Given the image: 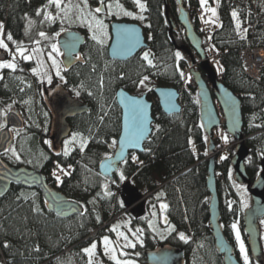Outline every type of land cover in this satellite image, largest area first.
Masks as SVG:
<instances>
[{
    "label": "trees",
    "instance_id": "obj_1",
    "mask_svg": "<svg viewBox=\"0 0 264 264\" xmlns=\"http://www.w3.org/2000/svg\"><path fill=\"white\" fill-rule=\"evenodd\" d=\"M145 1L147 11L146 24L143 28L148 36L147 48L128 60L120 61L110 58L108 48L102 50L93 46L91 38L87 37L82 50L84 62L77 63L71 69H64L62 72L64 77L62 85L74 96H77L78 91L80 94L77 97L90 105L88 112L70 119L73 131L85 135L89 140L84 151L81 152L80 148H76L69 152L68 156H64L62 150L55 153L51 150V146L47 145L50 154L46 156L47 159H41V166H32L19 161L9 152L4 155L12 165H27L45 173L51 185L67 196L82 202L87 209L86 213L60 218L45 208L41 193L37 189L12 186L0 199V264H44L65 249L80 242L84 245L97 237L104 232L103 228L99 229V225L108 220L112 210L115 212L125 210V207L120 205L122 201L120 197L123 193L122 182L125 180L135 186L142 195H148V200L151 199V202L156 201L157 192L165 193L162 199L169 205V214L176 231L166 240L158 238L153 240L156 235L146 226L145 245L148 249L161 242H169L183 246L187 255L191 253V249L195 252V247H199L203 257L204 253L207 254L204 244H210L217 263L223 264L222 258L215 249L214 239L208 226L209 193L206 188L208 139L200 122L197 87L191 85L188 79L180 77V72L185 74V68L189 65L188 54L180 60L175 57V53L179 50L172 43L169 34L164 0ZM184 1L188 8L201 5L200 0ZM216 1L219 24H222V27L212 25L209 34L204 37V46L207 51L212 49V45H215L216 50L223 51L221 57L223 70L220 79L241 97L246 143L250 148L246 166L252 180H255L262 169L261 163L264 159V64L260 77L252 78L245 73L239 52L248 45L264 47V0H257L256 15L252 12L251 0H207V4L213 5ZM122 2L128 8L134 7V0H122ZM168 2L169 13L177 17L176 0H168ZM46 4L47 0H0V20L5 24V35L10 33L17 42L29 40L31 37L28 34L27 18L30 14L36 15L37 10ZM233 10L238 13L244 24H249L244 39L236 33V21L231 15ZM192 16L196 28L200 30L198 15L192 13ZM53 31L60 32V26L58 24L53 26ZM145 51L151 53L149 58L153 60L155 67L141 59ZM20 75L26 76L25 72H21ZM143 75L157 80L159 85L178 89L182 93L183 112L165 114L159 106L153 88L147 92L148 98L157 102L153 106L154 131L145 142V151L139 154V159L143 163L142 165L135 163L132 160L135 154L132 153L126 159L127 163H123L120 168L126 179L120 181L115 173L117 183L112 190L115 195L107 197L102 188L106 181L99 172V164L112 152L113 147L109 145L121 132V108L116 101V91L120 87L130 92L136 90L138 86L133 81L138 82ZM101 79H103V88L100 87ZM9 84L4 87L0 81L1 95L10 97L13 92H19L18 78ZM55 84H57L56 79H53L52 86L48 89H45L44 85L41 88L40 83L35 84V90L37 89V93L42 95L38 98L41 116L38 113L40 110L38 112L32 110L33 118H29L23 130L28 135L31 149L35 151L49 135L51 115L45 99ZM44 91H46L45 96ZM21 95L27 96L26 98L30 95L34 96V88L31 87L30 92ZM31 106L34 104L32 103ZM19 108L24 109V105L20 104ZM105 112L107 115H104ZM102 116L103 121L100 119ZM39 125L46 130L44 134ZM156 125H159V129ZM227 137L232 146L226 159L218 164V167L224 169L227 177L226 182L218 180L221 222L228 240L236 247V253L240 256L231 225L239 218L243 228V214L239 206V196L233 189L232 179L229 176L235 141L228 134ZM221 147L222 144L219 142V148ZM56 163L72 166L70 175L61 176L62 183H58L52 175L51 168ZM228 190H231L230 196L235 201L231 210L224 202L225 197H228ZM21 192L28 197L27 200L23 197L17 199ZM33 193L35 196L32 195ZM93 200L95 202L90 203ZM35 206L41 209L40 213L33 211ZM179 232L191 236L187 243L179 239ZM262 235L264 236V228ZM5 241L10 245L7 248L4 247ZM37 246L39 251H35ZM144 252L141 253L140 259L146 261ZM201 256L199 258H202ZM199 260L201 263L205 261Z\"/></svg>",
    "mask_w": 264,
    "mask_h": 264
},
{
    "label": "water",
    "instance_id": "obj_2",
    "mask_svg": "<svg viewBox=\"0 0 264 264\" xmlns=\"http://www.w3.org/2000/svg\"><path fill=\"white\" fill-rule=\"evenodd\" d=\"M100 2V0H98ZM107 0H105L106 2ZM178 4L177 18L169 13L168 0H164L165 15L169 26V34L172 43L178 50L190 53V46L203 59L201 63L202 71L194 67V60L191 61V74L197 86V95L200 104V122L208 139V174L206 177V188L209 193L208 201V226L214 239V245L218 255L222 258L223 264H243L238 257L234 245L228 240L221 222V199L218 188L217 177V158L218 144L214 139V130L224 125L227 133L235 141L234 155L231 158V168L233 169V180L238 184L246 185L250 192V206L244 210L242 223L243 231L246 236L248 252L257 264H264V246L262 243V225L264 219V159L261 163V171L255 180H252L246 166V159L250 154V148L246 143L244 131V112L242 100L239 94L232 90L217 75L216 70L207 59V53L203 45L202 36L196 31L189 8L184 0H176ZM178 26L185 30L189 44H178L173 32L177 31ZM135 29L139 36L140 44L126 54L114 52L117 46V29ZM112 39L108 53L110 58L120 61L134 57L143 48L148 47L147 36L142 25L136 22L114 20L111 23ZM75 39V49L69 55L64 45L67 41ZM57 44L61 49V61L66 70L74 65L84 62L81 53L82 47L86 44V36L78 30L66 29L57 36ZM79 55L80 59H76ZM2 58L3 55L0 54ZM121 93L124 96L136 97L142 105L146 106L148 120L150 121V134L147 139L141 142L139 148L127 147L124 156L127 159L131 152L142 153L145 151V142L153 132V102L148 99L146 94H133L127 89L120 87L116 91V101L121 108V132L117 140L123 134L124 117L126 108L122 102ZM154 93L158 99L162 111L167 115L180 114L183 111L181 103V93L175 87L158 85L154 88ZM220 105L218 109L217 103ZM51 115L49 141L51 150L58 153L63 148V142L68 138L73 130L70 122L71 118L90 110V105L74 96L62 84L54 87L51 94L45 99ZM224 118V121L222 120ZM4 127L0 128V199L3 198L12 186L18 185L26 188H36L40 191L45 208L60 218H69L74 215H84L85 206L77 199L67 196L60 189L48 183L45 173L28 167L27 165H12L5 158V149L11 148L14 143L15 131L26 128L27 122L18 107L11 108L4 117ZM119 151V144L113 148L109 155L116 160L119 167L123 162L117 160L116 153ZM107 161L105 158L99 164V172L115 179V171L110 170L105 173L101 167ZM27 181V182H26ZM34 181V182H33ZM110 183V189H111ZM124 206L127 210L137 216L142 217L146 213L145 197L139 190L130 183L124 184ZM53 197L66 202L63 209H58L53 202ZM75 209V211L73 210ZM83 213V214H81ZM147 264H186L187 257L185 248L169 242L161 243L145 251Z\"/></svg>",
    "mask_w": 264,
    "mask_h": 264
},
{
    "label": "rangeland",
    "instance_id": "obj_3",
    "mask_svg": "<svg viewBox=\"0 0 264 264\" xmlns=\"http://www.w3.org/2000/svg\"><path fill=\"white\" fill-rule=\"evenodd\" d=\"M108 2H106V3H108ZM111 2L113 3V14L112 15H108L107 11H102L101 13H94V9L96 7H99V3L96 2L95 0H87V8H84L83 0H62L61 7L63 8V7H65V5H68V6H70V9H71L69 11L68 18L64 19L63 22H61L60 19H57L54 23L44 21L43 14H41L40 16H37V15L32 16L31 14L29 15V17L27 18V27H28V34H30L31 38H29V40L19 41L18 43H20L23 47L28 49L29 52L34 47H38L39 49H41V51L39 53H33L32 54L33 58L31 60H27V61H25V60L21 59L19 56H17V58H16L17 68L15 71H13L11 69H6V68L0 69V76L3 77L2 79H0V81H2V84L4 87L7 85H10L9 83L16 80V78H18V85L20 84L19 92L18 91L13 92V94H11L10 97L9 96L6 97V96H3L0 94V124H4L5 115L2 113H4L5 111L8 112L9 106H11L10 107V109H11L13 107H19L20 104H23L24 109H20V111L22 112L26 121L28 122L29 118H33L32 110H37V112L40 110L38 98L40 96H42L39 93H37V91H36L37 89L35 90V84L36 83H38V84L40 83V85L42 84L41 88H43V85H44L45 89H48L52 86L51 84L53 82V79H56V83H57V84H55L56 86L59 84H63L64 77L62 76V74H63L62 72H63L64 68H63V64H62L61 59H60L62 52H61V49L59 48V46L57 44V35H56L59 32H54L53 26H56V24H58V26H60V31L65 30V29L78 30V31H81L82 33H84L87 37L91 38L92 32L89 31V28L87 26L88 22L91 20V17H87V13L93 12V14L96 15L98 19H101L103 21V23L105 25H107V38H105L104 44L100 45L96 41L92 40V38H91L93 46H96L102 50H106L108 48L110 41H111V38H112L111 29H110V22L112 20H114V19L134 20L135 22L141 24L142 26H144L146 24L145 19L140 20V19L134 18L135 16H138L141 14L139 8L137 7V5L135 3H134L133 8H128L122 2V0H111ZM117 2L123 6L124 10L130 11L134 15L133 16L123 15V13L120 12L115 7ZM141 2L146 4L145 0H141ZM77 6H79V8L84 9L86 19L83 22L81 21V19L78 18L80 16V12H79ZM205 6H206V8H215L216 9L217 16H218V23H219L220 19H219L217 1L213 5L207 4ZM146 7H147V4H146ZM43 8L40 7V9H43ZM46 10L51 12L53 15H56V13H57L55 6H48V8ZM209 14H210L209 17H211V12H209ZM143 15H144V17L146 16L145 12L143 13ZM61 16H63V13H61ZM211 19L216 20L217 17H211ZM238 19L241 23V29H245V28L247 29L249 24H244L242 19L239 17V15H238ZM29 20L34 21V23L30 27H29V23H28ZM0 24H3V26H4L2 29V33H0V35H2V38L8 44L9 50L15 51L17 45L14 44L12 41L7 40V36L5 35V24L1 20H0ZM41 31L47 33V35L49 37H51L52 39L45 40V39L41 38L38 35V33ZM173 35H174L176 41L178 42V44H186L184 31H182V29L179 26H178L177 31L173 32ZM245 36H246V33H245ZM35 40H40V44L39 45L34 44L33 41H35ZM51 43H56L57 47L60 50L59 54L53 53V56L55 57L57 64L59 66V72H60L59 76L56 74V72H57L56 67H53L51 64V61L48 59V53L51 52V47H50ZM179 52L181 54V57H184L186 55L185 51L180 50ZM0 54L3 55L2 58L0 57V61L12 59L11 55L9 54V51H5L4 49H0ZM37 58H39V60L42 62L41 64L37 63ZM188 59H190V58H188ZM33 68L38 69V74L32 72ZM21 72H25L28 79L26 76L25 77L21 76L20 75ZM48 77H51V83L48 82ZM61 77H63V79H61ZM55 85L53 87H55ZM146 85H147L146 87L145 86H138V88L136 90L132 91V93H134V94L147 93L149 91V89H151L154 86H157L159 84H158L157 80L149 77V80L146 81ZM31 87L34 88V96L30 95L28 98H26L27 96L25 97L24 95H21L24 92H30ZM29 94H31V93H29ZM45 94H46V91H44V96H45ZM153 102H154V104H156L157 101L153 99ZM32 103L34 104V106H31ZM42 111H43V109H42ZM38 113L41 116V110ZM42 114H44V113L42 112ZM40 128L44 134L46 132V130L43 129L44 127H42V126H40ZM218 132H219V129H216L214 131V139L216 140V142H221V144H222V147L220 149V152L218 153V158H217V164H221L223 161L221 159V157L222 156L227 157L229 155V149L232 146V143L229 141V139H227V141L222 139V135H227L225 132L222 134H220ZM74 133L79 134V135L77 136L76 142L69 145V148L71 149L70 152L76 148H80L79 144H80V141L82 139L88 140V138L85 135H83L77 131H72V134L66 140H69ZM218 139H219V141H218ZM88 143H89V140H88ZM88 143H87V145H88ZM47 145L48 146L50 145L48 137H46V139L41 142L40 147H38L36 149V151L32 150L30 147V144H29L28 135L24 131H18L15 134V143H14L12 149H14L15 152L17 153V155H19V157H20L19 161H22V162L24 161L26 163H29L28 161H31V163H29L30 165L41 166V159H44V157H46L48 154H50V152L47 148ZM62 152H64V144H63ZM9 153L12 155L11 152H9ZM216 172H217L218 179L222 180L223 182H226L227 177H226V172L224 171V169L222 167L217 166ZM229 176L232 179L233 189L235 190V192L239 196V200H240L239 206H240L242 214H243L244 210L247 207H249L250 203H251L250 192L247 189V187L245 185H243L244 189H245L244 199L246 200V203H247V207H244L243 203L241 201V195L238 192L237 188L234 186V185H242V184H238L237 182H235L233 180V178H232L233 169H231V171L229 172ZM106 182L109 183V181H106ZM122 183H124V182H122ZM109 186H110V183H109ZM112 186L115 188L116 184H114ZM114 188H113V190H114ZM158 193L159 192L156 193L155 199H156V196ZM227 193H228V197L226 196L224 199L225 204H227L228 201H234V198L232 196H230L231 190L230 191L228 190ZM207 199L209 200V196L207 197ZM161 200L164 203H166L162 198H161ZM151 201H152L151 199L150 200L147 199L148 203H147L146 213L143 216V219L139 220L138 223H137V220H135L134 217L129 212L124 211V210H122L120 212H115L112 210L110 215H109L108 220L99 225V229L103 228L104 232L100 233L94 239L84 243V245H81V242H80L79 244H76L75 246H73L71 248L65 249L62 253L53 257L49 262H46L44 264H87L88 256H87V254H85L82 251V249L89 247L93 241L97 242V249L95 250V254L93 257L94 264H96L97 261L99 262V264H115V262L112 261L111 259H109V256L105 255V253H104V246L102 243V237L108 236L110 238V240L113 241V246H116L117 241H119V244L122 245L124 243L123 239L118 237L115 232L110 231L111 227L113 225H117V224L120 225L119 231L125 232V234L129 236V239H133V240H134V237L132 236V232H130L129 229H131L133 232L137 228L143 229V234H142L143 244L138 243L135 248H127V249L117 247L118 258L132 259L136 262V264H147L146 261H143L140 259V255L143 251L148 249L147 246L145 245V242L147 240L145 227L148 226V221L154 219V226L160 230H163L164 228L167 227V225L164 224L162 216H167L168 222L171 225H174V223L172 221V217L168 212V208L162 214L159 210L160 201H158L157 199L154 202H151ZM153 204L157 205V207L155 209V211H157V217L156 218H153L151 216V212L154 210L152 208ZM239 220L240 219L238 218L234 223L239 225L241 238L245 244V247L248 249L247 242H246L245 236L243 234V228H242ZM129 221H130V223H129ZM262 221H264V220H262ZM261 225H262V228H264V223L261 222ZM152 232H153V230H152ZM154 234L156 235V237L152 238L153 240H156L157 238L160 240H166L167 237L169 236V235H166L165 238L161 239L160 236L157 235V233L154 232ZM190 238H191V236H189V239ZM262 238H263L262 243L264 246V236ZM237 246H238V244H237ZM204 248H206L205 251L207 252V254L204 253L203 257L201 256L203 254H201V249L199 247H197V248L195 247V250H196L195 252H193L191 249V253H189L187 255V263L188 264H218L217 258L214 254V250H213L212 246L210 244H208V245L204 244ZM238 248H239V246H238ZM121 251L126 252L128 255L127 256H120ZM137 253L139 255H137ZM200 256L202 258H199ZM249 256H250L251 264H256V262H254L252 260V257L250 254H249ZM199 259H201V260L204 259L205 260L204 263H201Z\"/></svg>",
    "mask_w": 264,
    "mask_h": 264
},
{
    "label": "snow or ice",
    "instance_id": "obj_4",
    "mask_svg": "<svg viewBox=\"0 0 264 264\" xmlns=\"http://www.w3.org/2000/svg\"><path fill=\"white\" fill-rule=\"evenodd\" d=\"M134 3L137 5V7L139 8L140 13H141L140 15L135 16L134 18L144 20L145 17L143 15V13L147 11L146 4L142 3L141 0H134ZM83 4H84V8H87V0H83ZM200 4H201V7L203 8L207 4V0H200ZM61 5H62V0H47V5H45L43 9H38L36 15L40 16L41 14H43L44 21H47L50 23H54L57 19H60L61 22H63L64 19L68 18V14H69V11L71 9H70V6H68V5H65V7H63V8L61 7ZM100 5H101L100 7H96L94 9V13H101L102 11H107L108 15L113 14V3L111 2V0H109L108 3H105V0H100ZM48 6H55V8L57 10L56 15H53L51 12L46 10L48 8ZM115 7L120 12H122L123 15H125V16H133L134 15L132 12L124 10L123 6L120 5L118 2L116 3ZM77 8L80 12V16L78 18L81 19V21L83 22L86 19L84 9L79 8V6H77ZM205 11L211 12V17H217L216 20H213V19H211V17H209V19H204V17L201 16V19L203 20V22L205 24L212 23L218 27H222V24L218 23V16H217V11L215 8H205ZM61 13H63V16H61ZM231 15H232L233 19L236 21L235 30H236L237 35L241 39L246 38L245 33L247 32V29L246 28L241 29V23L238 19V13L235 10H233ZM87 17H91V20L88 22L87 26L89 28V31L92 32V37H91L92 40L96 41L100 45H103L105 38H107V25H105L101 19H98L97 16L93 14V12H88ZM28 23H29V27H30L34 23V21L29 20ZM3 27H4L3 24H0V33H2ZM26 32H27V29H26ZM38 35L45 40L52 39L51 37H49L47 35V33L43 32V31L39 32ZM56 35H59V33H57ZM117 36H118L117 46L114 49V52L126 54L128 52H131L132 49H134L135 47H137L140 44V39H139V36L136 34L135 29L118 28L117 29ZM149 39H151V37H149ZM209 39H211V36H209ZM7 40L12 41L17 46H16L15 51L9 50L8 44L2 38V35H0V49H4L5 51H9V54L12 57L11 60L0 61V69L6 68V69H11V70L15 71L17 68V63H16L17 56H19L21 59L27 61V60H31L33 58V55H32L33 53H39L41 51V49H39L38 47H34L29 52V50L26 49L25 47H23L20 43L14 41L13 37L10 33L7 35ZM33 43L36 45H39L40 40H35V41H33ZM75 44H76L75 39H71L65 43L64 47L67 50L69 55H71L73 50L75 49ZM50 47H51V52L48 53V59L51 61L52 66L56 67V69H57L56 74L59 76V74H60L59 66L57 64L55 57L53 56V53L59 54L60 50L57 47L56 43H51ZM211 47L213 50H215V45H212ZM150 55H151V53L149 51H145L142 54L141 59L144 61H147V63L150 66L155 67V65L153 64V60L149 58ZM175 57L177 60L182 59L180 52H176ZM76 59H80L79 55L76 56ZM37 63L38 64L42 63L39 60V58H37ZM222 70H223L222 66H220L218 68V71H222ZM32 72L38 74V69L33 68ZM180 77H181V79H190V76L185 77V74L182 71L180 72ZM2 78L3 77L0 76V79H2ZM121 78H123V76ZM61 79H63V77H61ZM148 80H149V76L143 75L142 78H140L138 82L133 81V83L137 84V86H145L146 87L147 86L146 81H148ZM48 82L51 83V77H48ZM100 87L103 88V79H101V81H100ZM149 90H151V89H149ZM79 94L80 93L77 91L76 95L79 96ZM89 94L91 95V93H89ZM120 95L122 97V102L124 103L125 108H126L125 117H124L123 134L120 136L119 140L113 139L109 146L110 147H116V145L119 144V151L116 153V158H117V160H119L123 163H127V160L124 156L125 149L127 147L139 148L141 146V142L143 140L147 139V137L149 136L151 129L149 127L150 121L148 120V117H147L146 106L142 105L141 102L136 97L124 96L123 93H121ZM10 107L11 106H9V110H10ZM2 114L6 115L7 112L5 111ZM104 115H107V113L105 112ZM100 119H101V121H103V116ZM4 126H5L4 124H0V128H3ZM156 128L159 129V125H156ZM78 135L79 134L74 133L69 140H65L64 152H63L64 156L69 155V152L71 150L69 148V145L76 142ZM222 139L227 141V139H228L227 135H222ZM189 142L191 143V141H189ZM87 143H88L87 139H82L80 141L79 147H80L81 152L84 151ZM5 152H11L13 157H15L17 160L20 159L19 155H17L15 150L12 148L5 149ZM44 159H47V157H44ZM136 159H137V157L135 155H133L132 160L135 161ZM221 159L222 160L226 159V157L222 156ZM105 160L107 162L103 163L101 165V167L105 170V173H107L110 170H114L117 173L119 180L124 181L126 179L125 174H124L123 170H121L120 167L118 166V164L116 163V160H113V158L111 156H108V155L105 156ZM28 162L31 163V161H28ZM57 167L62 174L70 175L69 172H67L65 169L61 168L59 165H57ZM52 175L55 177V179L58 183H62L60 175H57L56 172H53ZM105 181H109L111 184L117 183V181L115 179H113L112 177L107 176V175H105ZM234 186L237 188L238 192L241 195V201L243 203V206L247 207L246 200L244 199V193H245L244 186L243 185H234ZM102 188L104 189V195L105 196L111 197V196L115 195V193H113L111 191L108 182H105L102 185ZM2 194L3 193L0 192V195H2ZM32 195L35 196V193H33ZM97 195L99 196L100 193H98ZM164 196H165V193L163 191L159 192L156 196V199L158 201H160L159 210L162 214L169 207L167 203H164L161 200V198ZM21 197H23L26 200L28 199V197L23 192L20 193V195L17 197V199H20ZM53 202L56 204L57 208L61 209V210L63 209V207L66 203L64 201H61L57 197H53ZM94 202H95L94 200L90 201V203H94ZM234 203H235V201H228L227 202V206L230 210H231L232 205ZM120 205H121V207L124 206L123 201L120 202ZM156 207H157V205H155V204L152 205V208L154 210L151 212V216L153 218L157 217V211H155ZM73 210L75 211V209H73ZM33 211L40 213L41 209L38 206H35L33 208ZM81 214H83V213H81ZM162 219H163L164 224L167 225V227L164 228L163 230H160L154 226V219L148 221L149 228H151L153 230V232L157 233V235H159L161 239L165 238L166 235H170L172 232L176 231L175 226L171 225L168 222L167 216H162ZM97 221L99 222L98 216H97ZM129 223H130V221H129ZM262 223H264V221H262ZM119 228H120L119 224L113 225L111 227L110 231L115 232L118 237L123 239L124 243L122 245H120L119 241H117L116 246H113V241L110 240V238L108 236H104V237H102V243L104 246V253H105V255H108L109 259L114 261L115 264H136V262L132 259L118 258L117 247L127 249V248H135L138 243L143 244V240H142L143 229L137 228V229H135L134 232L131 229H129V231L132 232V236L134 237V240H133V239H129V236L126 235L125 232L119 231ZM231 228L235 232V239H236V242L239 246L240 255L243 258V264H249V256H248V253L246 251L245 244H244L243 240L241 239V234H240V231L238 229L237 224L232 223ZM178 237L180 240L184 241L185 243H187L189 241V237L186 236L184 232H179ZM9 246L10 245L8 244V242L5 241L4 247L7 248ZM96 249H97V242L96 241H93L89 247L82 249V251L85 254H87V256H88L87 264H94L93 257H94ZM35 251H39L38 246L35 248ZM127 255L128 254L126 252H123V251L120 252V256H127ZM137 255H139V254L137 253ZM96 264H99V262L97 261Z\"/></svg>",
    "mask_w": 264,
    "mask_h": 264
},
{
    "label": "built area",
    "instance_id": "obj_5",
    "mask_svg": "<svg viewBox=\"0 0 264 264\" xmlns=\"http://www.w3.org/2000/svg\"><path fill=\"white\" fill-rule=\"evenodd\" d=\"M256 1L257 0H252V4H256ZM199 12H202V8H199ZM210 27V23L204 24V30H209ZM239 54L243 61L244 71L253 78L258 77L260 70L264 64V48L248 46L241 49ZM210 59L212 60L213 64H216L218 67H220V54L213 52L210 56ZM56 170L57 169L54 167L53 171Z\"/></svg>",
    "mask_w": 264,
    "mask_h": 264
},
{
    "label": "flooded vegetation",
    "instance_id": "obj_6",
    "mask_svg": "<svg viewBox=\"0 0 264 264\" xmlns=\"http://www.w3.org/2000/svg\"><path fill=\"white\" fill-rule=\"evenodd\" d=\"M95 1L99 3V7H100V6H101V5H100V2H99L98 0H95ZM83 47H84V46H83ZM83 47H82V50H83ZM123 195H124V193L121 194L122 198H123ZM122 201H123V199H122ZM145 201H146V208H147V203H148V202H147V198L145 199ZM166 203H167V202H166ZM125 211H126V210H125ZM127 212H129V213L134 217V219L137 220V221L143 219V217H138V216H137L138 211H135L134 213H132V212H130V211H127ZM168 212H169V208H168Z\"/></svg>",
    "mask_w": 264,
    "mask_h": 264
},
{
    "label": "bare ground",
    "instance_id": "obj_7",
    "mask_svg": "<svg viewBox=\"0 0 264 264\" xmlns=\"http://www.w3.org/2000/svg\"><path fill=\"white\" fill-rule=\"evenodd\" d=\"M237 226H238V229H239V231H240V228H239V225L237 224ZM242 239V238H241ZM162 243V242H161ZM161 243H159V244H161ZM158 244V245H159ZM246 248V247H245ZM246 251H247V248H246ZM247 253H248V251H247ZM248 256H249V253H248ZM243 259V258H242ZM249 264H251V260H250V256H249Z\"/></svg>",
    "mask_w": 264,
    "mask_h": 264
},
{
    "label": "crops",
    "instance_id": "obj_8",
    "mask_svg": "<svg viewBox=\"0 0 264 264\" xmlns=\"http://www.w3.org/2000/svg\"><path fill=\"white\" fill-rule=\"evenodd\" d=\"M168 204V203H167Z\"/></svg>",
    "mask_w": 264,
    "mask_h": 264
}]
</instances>
